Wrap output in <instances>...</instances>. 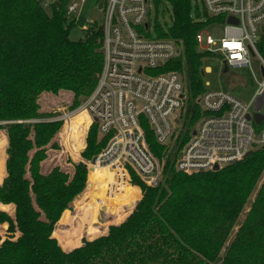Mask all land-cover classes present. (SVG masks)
Listing matches in <instances>:
<instances>
[{
  "label": "trees",
  "instance_id": "obj_1",
  "mask_svg": "<svg viewBox=\"0 0 264 264\" xmlns=\"http://www.w3.org/2000/svg\"><path fill=\"white\" fill-rule=\"evenodd\" d=\"M43 1L0 0V130L7 134V148L0 136V173L5 148L7 156L0 183V264H264V148L218 171L176 170L177 152L201 117L197 100L206 90L203 64L210 56L197 50L194 36L215 23L195 0L154 1L156 8L167 3L171 12L170 26L155 22L156 36L182 47L178 59L155 72L179 73L187 97L184 122L171 145L159 146L143 127L150 151L162 162L160 183L149 188L132 175L141 190L140 196L130 187L133 208L95 239L81 233L78 241L68 240L59 225L72 214L68 210L85 188L87 169L77 163L72 175L58 167L41 171L47 149H58L62 123L52 121L60 114L42 111L40 99L70 93V111L85 102L101 73L103 32L86 26L81 40H71V0H50L47 7ZM257 48L264 57V33ZM84 127L70 133L78 152ZM105 142L93 123L81 157L92 159ZM104 177L105 168H95L88 181ZM83 206L93 223L101 214L111 220L95 199Z\"/></svg>",
  "mask_w": 264,
  "mask_h": 264
},
{
  "label": "built area",
  "instance_id": "obj_2",
  "mask_svg": "<svg viewBox=\"0 0 264 264\" xmlns=\"http://www.w3.org/2000/svg\"><path fill=\"white\" fill-rule=\"evenodd\" d=\"M75 1L71 0L67 10L72 16L83 2ZM154 1L103 0L99 26L103 32V64L98 82L79 108L52 119L62 123L58 136L62 147L73 141L67 125L79 110L88 114L89 127L96 124L98 138H105V145L92 159L81 157L78 163L85 165L87 179L95 168L111 172L113 183L108 184L106 193H121L123 185L139 188L132 184V175L149 188L158 186L162 162L150 151L143 127L150 129L156 144L167 147L174 142L184 122L187 97L182 76L174 71L155 72L178 59L182 47L171 39L156 36L157 20L151 23L149 18ZM49 2L44 0V6ZM195 3L207 17L215 19V23L194 36L197 50L219 60L225 70L252 71L254 59L261 73L264 57L257 44L264 33V0H195ZM86 26L97 27L93 22H87ZM211 26L222 28L220 38L205 34ZM197 105L201 117L177 152V171L186 174L213 171L215 166L220 169L264 148V121L257 125L252 119L264 107V76L247 103L227 91L205 90ZM80 138L84 140V136ZM87 185L88 180L86 188Z\"/></svg>",
  "mask_w": 264,
  "mask_h": 264
},
{
  "label": "rangeland",
  "instance_id": "obj_3",
  "mask_svg": "<svg viewBox=\"0 0 264 264\" xmlns=\"http://www.w3.org/2000/svg\"><path fill=\"white\" fill-rule=\"evenodd\" d=\"M80 2L81 0L75 1V3L78 4ZM102 9L103 0H83L82 4H80L79 6L78 13L73 15L75 19V27L70 32V39L73 41L81 40L83 38L82 30L86 26L87 22H93L97 26H100L102 24ZM170 16V6L167 3H160L157 8L154 6V4L150 5L149 18L151 23L156 19L161 25L170 26ZM205 34L211 35L214 38H220L222 36V28L219 26H211L205 30ZM209 58L210 59H207L203 64V69L207 70L203 71L205 72L203 75L205 89L209 92H216L221 90L227 91L241 102H249L257 90V82H260L262 80L261 73L257 68L255 60L252 59V71H250L249 69L225 70L219 60H216L212 56H210ZM71 101L72 96L67 92H61L57 95L47 94L40 99V106L42 108V111H55L57 114H60L58 116L60 117L64 113L66 114L72 112L69 109ZM260 113L261 115H264V107H262ZM86 139L87 136L86 133H84V140L81 139L82 147L80 148V152L76 150V146L74 145L73 141H69L70 150H68L67 146H60V140H57L58 149H47L46 159L44 161V164H42L41 166V171L43 173H48L53 168L58 167L62 171L72 175L73 164H77L81 159V152L85 149ZM75 155H78V158H76ZM104 178L98 180L92 179L88 182L95 184L96 182H102ZM260 183L261 181L258 183V185H260ZM128 187L130 188V186ZM99 195V193L95 192L94 188L90 190H87L86 188L75 198L72 204V214H65L62 217L59 225L60 230L63 233H67L68 240L71 239L78 241L80 239L81 233L84 235V239L88 240L94 239L95 237L101 235L105 232L108 223L112 220H115L122 213H124V211L130 209L134 205L136 200L135 198L134 202L129 207H127L119 216L114 218L108 216L111 220L106 219L103 214H101L98 222L95 224L93 223V216L91 215V212L86 210L87 207L84 208L83 203L89 198H93L96 201V198ZM100 207L105 213V209L103 208V206L100 205ZM246 210H248V208H245V211ZM235 230L236 228L234 229V231ZM70 246L71 245H69V247Z\"/></svg>",
  "mask_w": 264,
  "mask_h": 264
},
{
  "label": "bare ground",
  "instance_id": "obj_4",
  "mask_svg": "<svg viewBox=\"0 0 264 264\" xmlns=\"http://www.w3.org/2000/svg\"><path fill=\"white\" fill-rule=\"evenodd\" d=\"M90 123L91 121L88 114L84 110H79L68 123L72 124V130L70 131V133L80 131L81 125L85 124V127L83 129L84 132L82 131L81 134L82 136H84V133L89 127ZM105 173V178L102 182H96L95 184L88 182L87 190L94 188L95 192L100 194L99 196H97L96 201L101 206H103L107 216L114 218L119 216L127 207H129L134 202L135 195L131 191V188L128 187V185H123V189L121 191L122 194L115 192L106 193L107 189L110 187H108V184L113 183V177L111 175V172L107 168H105ZM133 206L131 208H133Z\"/></svg>",
  "mask_w": 264,
  "mask_h": 264
},
{
  "label": "crops",
  "instance_id": "obj_5",
  "mask_svg": "<svg viewBox=\"0 0 264 264\" xmlns=\"http://www.w3.org/2000/svg\"><path fill=\"white\" fill-rule=\"evenodd\" d=\"M1 135H4L5 136V140H6V148H7V134H6V130H0V136ZM6 148H5V160H4V162H3V171L0 173V183L2 182V180L6 177V169H5V162H6V158H7V156H6ZM42 164H44V161L41 163V165L40 166H42ZM136 188V187H135ZM138 189V191H139V193H140V195H141V190L139 189V188H137ZM69 212L70 211H73L72 209L71 210H68ZM66 212V211H65ZM64 214V213H63ZM108 230V229H107ZM17 236H18V232H17ZM82 239L83 238H81V240H80V245H81V241H82ZM88 240V239H87ZM79 245V246H80ZM79 246H77V247H79ZM77 247H75V248H77ZM74 249V248H73ZM72 250V249H71ZM65 252H67V251H65Z\"/></svg>",
  "mask_w": 264,
  "mask_h": 264
},
{
  "label": "water",
  "instance_id": "obj_6",
  "mask_svg": "<svg viewBox=\"0 0 264 264\" xmlns=\"http://www.w3.org/2000/svg\"><path fill=\"white\" fill-rule=\"evenodd\" d=\"M231 21V20H230ZM261 75L262 76H264V70H261ZM252 119H253V121L255 122V124H260L262 121H264V115H261L260 113H258V112H255L254 114H253V116H252ZM193 134H194V132H193ZM213 171H218L219 170V168L217 167V166H215L213 169H212ZM107 234V232L104 234V235H106ZM99 237V236H98ZM97 238V237H96ZM95 239V238H94Z\"/></svg>",
  "mask_w": 264,
  "mask_h": 264
}]
</instances>
